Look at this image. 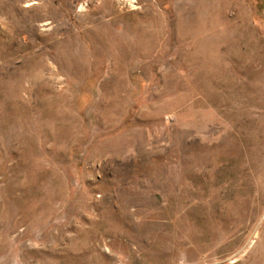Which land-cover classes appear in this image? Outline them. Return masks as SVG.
<instances>
[{
	"label": "rangeland",
	"instance_id": "rangeland-1",
	"mask_svg": "<svg viewBox=\"0 0 264 264\" xmlns=\"http://www.w3.org/2000/svg\"><path fill=\"white\" fill-rule=\"evenodd\" d=\"M0 264H264V0H0Z\"/></svg>",
	"mask_w": 264,
	"mask_h": 264
}]
</instances>
